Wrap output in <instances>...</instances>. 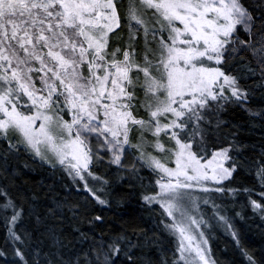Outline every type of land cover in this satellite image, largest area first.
Segmentation results:
<instances>
[{
	"label": "snow or ice",
	"instance_id": "1",
	"mask_svg": "<svg viewBox=\"0 0 264 264\" xmlns=\"http://www.w3.org/2000/svg\"><path fill=\"white\" fill-rule=\"evenodd\" d=\"M229 251L264 264V0H0V264Z\"/></svg>",
	"mask_w": 264,
	"mask_h": 264
},
{
	"label": "trees",
	"instance_id": "2",
	"mask_svg": "<svg viewBox=\"0 0 264 264\" xmlns=\"http://www.w3.org/2000/svg\"><path fill=\"white\" fill-rule=\"evenodd\" d=\"M222 229H218L212 236L211 239V245H212V255L219 258L224 259V249L226 244H228V248L231 249V244L228 243L229 238L222 233ZM249 236L251 237V241H245V243H249V246H252L253 242L258 243L259 237L254 236L252 233H249ZM229 258L230 259H236L237 264H241L242 257L239 256L238 252L235 251H229Z\"/></svg>",
	"mask_w": 264,
	"mask_h": 264
},
{
	"label": "bare ground",
	"instance_id": "3",
	"mask_svg": "<svg viewBox=\"0 0 264 264\" xmlns=\"http://www.w3.org/2000/svg\"><path fill=\"white\" fill-rule=\"evenodd\" d=\"M223 231V230H222ZM222 233H224V232H222ZM228 238V237H227Z\"/></svg>",
	"mask_w": 264,
	"mask_h": 264
}]
</instances>
